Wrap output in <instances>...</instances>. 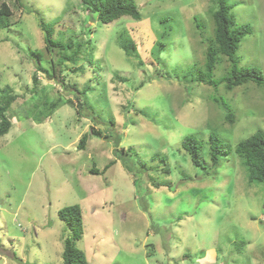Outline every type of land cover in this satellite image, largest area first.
Returning <instances> with one entry per match:
<instances>
[{
	"label": "rangeland",
	"instance_id": "rangeland-1",
	"mask_svg": "<svg viewBox=\"0 0 264 264\" xmlns=\"http://www.w3.org/2000/svg\"><path fill=\"white\" fill-rule=\"evenodd\" d=\"M5 1L11 24L0 27V96L8 87L17 97L0 136V264H62L70 231L57 211L72 204L82 211L75 245L89 264H264V182H250L234 152L216 167L209 160L210 132L232 147L256 131L264 136V82L228 89L195 80L213 41L216 0H134L139 18L108 23L80 0ZM229 2L232 27L250 28L235 61L264 76V0ZM41 20L54 39L93 51L92 63L66 60L52 72L59 52L75 46L47 50ZM124 37L136 45L132 57ZM229 69L219 54L212 76ZM86 84L82 99L93 114L78 113L76 91L67 87ZM109 119L133 173L104 137ZM186 135L202 141V167L182 149ZM112 160L102 173L89 171Z\"/></svg>",
	"mask_w": 264,
	"mask_h": 264
},
{
	"label": "trees",
	"instance_id": "trees-1",
	"mask_svg": "<svg viewBox=\"0 0 264 264\" xmlns=\"http://www.w3.org/2000/svg\"><path fill=\"white\" fill-rule=\"evenodd\" d=\"M84 4L87 13L97 14V19L103 23L111 22L116 18L124 15L131 16L135 19L140 17L139 10L134 0H80ZM216 9L212 13L214 21L213 41L208 45L205 52L204 69L198 70V74L195 76L196 81H203L210 86H218L225 84L226 88L230 89L234 86L241 85L247 81H253L257 84L264 82V76L262 71L257 67H240L235 61V54L238 48L240 39L250 32L248 24H243L238 27H232V20L230 16V10L232 3L229 0H216ZM11 9L5 0H0V27H8L10 22ZM41 30L44 32L45 48L47 50H62L66 51L73 46L75 50L70 55H64L59 52L54 62L52 63V72H59L57 69L64 61L76 62L81 58L83 60L93 61V51H90L87 55L83 54V44L70 38L67 41L56 40L53 38V29L49 27L43 20L40 21ZM121 47L125 50L128 57H132L136 51V45L132 39L123 38ZM38 57L40 55L35 52ZM225 55L230 62V69L222 78L215 79L212 76L215 63L217 62L218 55ZM38 70L46 72L41 66H36ZM51 77V76H49ZM33 82H36V75H33ZM72 91H76L74 95L76 104L78 105L77 111L94 113L92 107L86 106L83 101V96L86 95L91 87L86 84L80 90L76 86H68ZM9 88H5V94L0 96V136L8 132L10 128V119L7 111L13 101L16 99L15 94L8 93ZM218 101L217 98H214ZM225 109H227L226 117L229 121L233 120L234 114L230 110L229 105L221 101L220 103ZM58 106V103L50 104V108L53 110ZM50 114V112H48ZM95 120V119H94ZM109 133L106 138H112L114 142V153L117 159H121L123 165L128 172L133 173L134 167L132 162V156L128 152H123L121 148H118L119 135L115 129H110L113 126L114 121L109 119ZM93 134L100 136L101 132L92 129ZM87 135L82 134L79 138L77 148H85ZM209 143V160L211 165L216 167L219 165L222 155H228L230 152H234L241 158V163L247 171V177L250 182L258 181L264 182V136L260 131L254 132L252 135L241 139L236 143L234 147L230 144L223 142L215 132H210L208 136ZM181 147L189 154L191 162L195 166L203 165V157L200 153L202 147V141L194 135H186L181 140ZM115 163V160L109 161L101 171L97 170L93 166L89 171L93 174H99L106 171L111 165ZM144 164L140 165L143 168ZM167 167H163V170ZM157 187V186H156ZM146 208V207H145ZM144 208V210H145ZM59 219L64 221L67 225L70 234L65 237L63 250H62V264H89L84 252L75 245V241L80 239L83 233L82 225V211L78 204H72L64 206L57 211Z\"/></svg>",
	"mask_w": 264,
	"mask_h": 264
}]
</instances>
